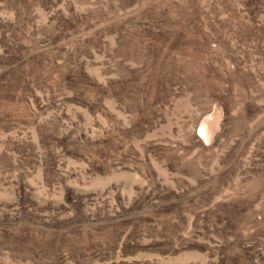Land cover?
I'll list each match as a JSON object with an SVG mask.
<instances>
[{"label": "rangeland", "instance_id": "obj_1", "mask_svg": "<svg viewBox=\"0 0 264 264\" xmlns=\"http://www.w3.org/2000/svg\"><path fill=\"white\" fill-rule=\"evenodd\" d=\"M0 93V264H264V0H0Z\"/></svg>", "mask_w": 264, "mask_h": 264}, {"label": "trees", "instance_id": "obj_2", "mask_svg": "<svg viewBox=\"0 0 264 264\" xmlns=\"http://www.w3.org/2000/svg\"><path fill=\"white\" fill-rule=\"evenodd\" d=\"M158 28H160L159 29L160 36L164 37V35H165L164 39H168V41L165 43V44H167V48H170L168 46V44H170V43L176 44L179 41L180 37H182V33L179 32L178 27L176 29H172V28L170 29L169 28V30L167 32H164V34L161 33L162 32V27L159 26ZM178 32H179V34H178ZM165 44H163L162 46L166 47ZM173 44H171V45L173 46ZM0 95H4V93H0ZM9 238H10V242L13 241V240L14 241L17 240V238H14L11 235H9ZM11 243H13V242H11ZM10 246H11V244H10Z\"/></svg>", "mask_w": 264, "mask_h": 264}]
</instances>
